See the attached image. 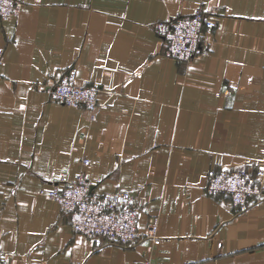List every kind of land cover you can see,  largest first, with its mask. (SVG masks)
I'll use <instances>...</instances> for the list:
<instances>
[{
  "label": "crops",
  "instance_id": "1",
  "mask_svg": "<svg viewBox=\"0 0 264 264\" xmlns=\"http://www.w3.org/2000/svg\"><path fill=\"white\" fill-rule=\"evenodd\" d=\"M23 1L0 18L3 264H264V196L205 192L211 168L264 169V0ZM198 6L217 20L202 52L167 56L153 24ZM70 68L100 87L95 110L51 98ZM82 171L93 192L137 193L160 241L73 231L39 190Z\"/></svg>",
  "mask_w": 264,
  "mask_h": 264
},
{
  "label": "built area",
  "instance_id": "2",
  "mask_svg": "<svg viewBox=\"0 0 264 264\" xmlns=\"http://www.w3.org/2000/svg\"><path fill=\"white\" fill-rule=\"evenodd\" d=\"M24 5L23 0H0V18L18 17ZM153 27L162 40L167 56L190 62L202 52L205 37L217 27V20L203 6H198L192 13L160 20ZM3 63L4 55L0 50V66ZM46 85L53 100L69 106L95 110L101 103L98 84L78 83L76 68L64 71L57 79L48 78ZM83 163L90 164V159L84 158ZM254 165L211 168L205 192L212 196L226 194L234 206L246 208L252 201L264 196V169L261 165ZM39 193L68 211L71 229L87 237L102 238L124 246L134 245L141 238H150L156 243L160 241L157 217L148 219L145 231L140 229L142 210L137 193L127 189L93 192L84 171L72 179L62 176L51 187L41 188ZM4 260L5 254L0 248V264ZM132 264L153 263L144 260Z\"/></svg>",
  "mask_w": 264,
  "mask_h": 264
}]
</instances>
